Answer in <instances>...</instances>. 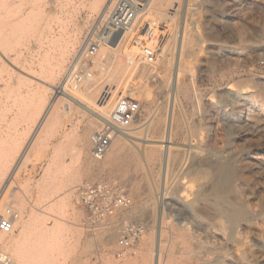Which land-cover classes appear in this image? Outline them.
Listing matches in <instances>:
<instances>
[{
    "label": "rangeland",
    "instance_id": "1",
    "mask_svg": "<svg viewBox=\"0 0 264 264\" xmlns=\"http://www.w3.org/2000/svg\"><path fill=\"white\" fill-rule=\"evenodd\" d=\"M46 1L62 3L63 11L59 6L57 11H49L52 5H48L56 18L50 17L49 27L43 24L41 39L21 46L24 51L30 48L25 55L33 56L32 72L39 71L47 52L52 59L56 57L66 33L76 29L78 22L87 21L80 45L66 62L68 69L85 32L107 2L104 0L99 12L89 19L83 6L86 0ZM161 3L165 11L177 6L178 10L172 21L152 24L154 32L143 48L158 43L153 61H142V48L134 60L121 54L114 62L125 72L120 75L122 88H126L123 95L130 89L138 90L134 99L140 108L128 128L132 137L126 141V151L113 165L103 166L92 157L90 136L99 126L98 120L94 119L96 126L88 133V158L93 165L82 168L84 156H77L79 143L68 144L66 136L79 133L92 118L84 110L86 102L68 106L65 97L63 100L48 87L46 99L63 101L59 119L50 123L52 129L47 131L42 120L25 117L29 108L16 101L17 85L6 91L0 82V169L8 167L0 180V214L4 209L22 208L28 223L24 236H20L21 226H15L12 234L16 240L0 245V252L7 256L17 253V264H154L157 251L160 264H176L181 259L189 264H264V0ZM142 25L134 36L139 37ZM181 35L184 44L179 52ZM95 58L90 59L89 73L102 71L93 63ZM177 64L185 93H176L172 85ZM65 72L52 81L55 86H61ZM84 73L77 69L68 81L65 88L71 96L79 98L68 86L72 82L81 86ZM91 110L95 112L93 106ZM173 113L178 128L168 160L161 139ZM154 117H162L160 130L147 133ZM150 146L161 149L153 163L146 157ZM5 155L7 162L2 160ZM208 163H229L231 178L215 185L206 168ZM77 170L82 179L66 184L67 177ZM100 181L126 186L131 204L111 216L109 225L88 230L77 187ZM222 192L242 210L240 217L217 216L213 200ZM65 197L68 204L56 206ZM127 223L139 224L143 231L130 246L122 248L118 240ZM47 224L55 229L48 244L39 245L34 233ZM179 232L186 234L185 241L178 237ZM141 241L146 245L140 246ZM32 249H43V253H32Z\"/></svg>",
    "mask_w": 264,
    "mask_h": 264
},
{
    "label": "bare ground",
    "instance_id": "2",
    "mask_svg": "<svg viewBox=\"0 0 264 264\" xmlns=\"http://www.w3.org/2000/svg\"><path fill=\"white\" fill-rule=\"evenodd\" d=\"M103 2L104 0H86L85 2H83V6L87 9L89 19L99 12ZM43 5H47V7L43 8ZM48 5H52V7L49 9ZM58 6L61 10L63 9L62 3L58 5L56 1L48 2L46 0H0V82H2L3 89L6 91H10L13 88L14 84L17 85V97L15 98L16 101L25 104L29 108L25 117L31 120H42L46 125H43L44 130L52 129L50 123H53L54 120L59 119L60 108L62 107L61 104L64 100L63 97H65L66 101H68V106H70L71 103H78L83 105L84 103L82 104L80 101L86 102L87 105L89 104V106L85 105L84 110L92 118H88V123L86 127H84L79 133L76 132L72 133L71 135L68 134L66 136V139L67 141H69L68 144L75 141L79 143V146L77 147V156H84L83 161L85 163V166L90 167L91 165H93V162L89 161L88 158V154L90 151L88 133L91 129H94L92 127L96 124V120L100 121L101 123L103 118L108 116L116 97H118L119 95H123V93L126 91V88L125 91L122 88V84L124 83V81L120 77V75H124L125 72L121 67L118 66L119 64L117 65L114 62L120 60L121 54L126 55L130 60H134L135 58H137L135 56V53H137L136 51L142 50L143 43L147 39V37L144 39H139V37L134 36L136 33V28L139 29L138 26L140 23L142 24L143 22L144 24L146 21H150L152 24L156 25L158 24V20H162L164 23H168V21H172L176 16L178 6L170 8L172 10L170 12L165 11L161 0H147L143 9L137 14L132 27L124 33H118L116 37H114V40L112 42L103 45L97 52L96 58L93 59V63L95 64V66L102 70L101 72H99L98 70H94L92 73H89L90 69H88L87 66H82V64L79 66L78 63L72 64L69 68L67 67L68 69L65 68L66 62L80 45L82 30L86 28L87 21L78 22L76 24V29L73 28L71 32L66 33L67 35L65 37L64 43L59 48L56 57L52 59L50 57V53L47 52L45 57L43 58L45 59V63H42L41 67L39 68V71L32 72L31 63L33 56L28 57L25 55L26 53L28 54L30 52V48L25 47L27 50L24 51L21 49V46H27V44H30L32 41L41 39V27L44 23L45 26L49 27V24L51 22L50 17L54 16L53 14H50L49 11H57ZM53 18H56V16H54ZM161 24L163 23L161 22ZM164 26L165 24L163 25V27ZM180 38L181 41L179 52L180 50H182V45L184 44V35H181ZM143 60L145 59L142 58V61ZM122 62L124 61H120V63ZM79 67L80 69H82V71L85 72L81 76L83 79V84L81 86H78L74 85V82H72L68 86L76 91V94L79 97L77 98L71 96L66 91L65 87L70 78L73 77L75 71L79 69ZM65 70L66 72L65 77L62 81L63 83H61V86L59 87L55 86L54 82L52 81L55 80L58 76H60V74H62ZM3 73H5V75ZM21 74H23V76H21ZM39 74H44L47 80L49 79L51 80V82L42 80L44 79L43 77L40 79L38 77ZM179 76L180 65L177 64L175 65L172 71V85L176 93H185L187 89L184 84L185 82H182L181 84L179 82ZM44 83L47 85H45ZM48 87L50 89L54 88L53 90L60 93L63 100H60L59 98H54L52 101H49L48 99H46L45 92ZM138 93V90L130 89L127 96L135 98ZM73 94L75 95V92ZM89 98H91L95 103L92 104ZM91 106L94 107L95 112L91 110ZM161 123L162 117L156 119L155 117L152 118L147 125L146 132L151 134L158 132L160 130ZM174 124L175 123L173 113V117H171L170 120V125L164 130V135L161 139L164 144L161 146L163 147L162 152H166L165 156L168 160L171 156L170 144L172 143L173 136L176 134L178 128L177 124L176 126ZM128 128L116 135V137L112 140L110 147L108 148L105 155L102 157V159H99L101 160L103 166L115 164L119 157L125 153L126 141H130V137H132L130 134V129ZM145 141L148 140L145 139ZM160 150V148L150 146L148 152L146 153L147 160L152 163L155 162L157 160L158 155L160 154ZM2 160L3 162H7L8 156L5 155L4 159ZM94 160L98 159L94 158ZM206 168L210 170V179L214 184L224 183L228 181L232 176V167L229 163H208L206 164ZM15 171L16 170H13L12 175H14ZM6 172H8V167L4 168V170L0 169V180ZM51 188L53 189L54 187L52 186ZM67 202L68 198L65 197L61 200H58L56 206L66 205ZM213 203L215 205V211L217 216H224L226 218H238L243 214L242 210L236 207L226 197L224 192H222L221 194H215ZM160 205L162 207L161 202ZM2 214L10 218L13 223V228L8 233L0 232V245H8L12 241L16 240V237H14L12 234L16 225L21 226L22 230L20 232V236H24L26 232L28 233V223H26L24 220V211L22 208L17 211L4 209ZM157 228L158 245H160V239L162 237L161 221ZM54 229L55 226L50 224H47L45 228L38 229L34 233L37 243H39V245L48 244L49 238L51 237L52 233L51 231H54ZM178 237L182 238L185 241L186 234H184L183 232H179ZM77 241L78 240L76 239V243ZM146 243V241L142 242L140 246H145ZM31 252H34L35 254H41L43 253V249H32ZM160 260L161 254L160 251H157L154 264H160ZM17 262V253H12V256H7L6 254L0 252V264H17ZM176 264L189 263H186L185 260L181 259L180 261L176 262ZM213 264H220V262L215 261Z\"/></svg>",
    "mask_w": 264,
    "mask_h": 264
},
{
    "label": "built area",
    "instance_id": "3",
    "mask_svg": "<svg viewBox=\"0 0 264 264\" xmlns=\"http://www.w3.org/2000/svg\"><path fill=\"white\" fill-rule=\"evenodd\" d=\"M146 2L147 0H107L85 32L73 64L78 63L79 66L82 64L90 69V59L103 45L112 42L118 33H124L132 27ZM153 31L152 23L146 21L139 31V39L151 36ZM157 46L158 43L153 48L144 46L143 56L146 62L153 61ZM139 108L137 99L127 95L116 97L108 116L103 118L98 128L91 134L93 158L102 159L116 135L131 125ZM77 193L78 203L86 213L84 223L88 230L109 225V218L131 203L127 187L111 181L80 185L77 187ZM12 228L10 218L0 214V232L8 233ZM142 231L141 225L127 223L123 227L124 234H121L118 240L119 246L122 248L130 246ZM119 255L121 253H118Z\"/></svg>",
    "mask_w": 264,
    "mask_h": 264
},
{
    "label": "crops",
    "instance_id": "4",
    "mask_svg": "<svg viewBox=\"0 0 264 264\" xmlns=\"http://www.w3.org/2000/svg\"><path fill=\"white\" fill-rule=\"evenodd\" d=\"M82 168H85V165H83ZM81 174L82 173L80 172V170H77L75 173H73V175L71 177H67L66 184H68V182H74V181L82 179L81 178V176H82Z\"/></svg>",
    "mask_w": 264,
    "mask_h": 264
}]
</instances>
